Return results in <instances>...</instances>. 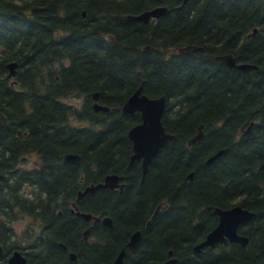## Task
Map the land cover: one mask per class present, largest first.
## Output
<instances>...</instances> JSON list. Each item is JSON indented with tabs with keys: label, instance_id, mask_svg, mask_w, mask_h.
<instances>
[{
	"label": "trees",
	"instance_id": "1",
	"mask_svg": "<svg viewBox=\"0 0 264 264\" xmlns=\"http://www.w3.org/2000/svg\"><path fill=\"white\" fill-rule=\"evenodd\" d=\"M157 6L169 12L148 23L123 17ZM187 45L202 51L178 52ZM223 54L257 68L228 67L216 59ZM142 80L148 97H165L162 122L174 137L141 182L127 137L141 115L121 107ZM93 92L109 111L93 109ZM0 117L1 264L31 244L28 264H110L138 229L125 264H161L169 250L176 264H264V0H0ZM200 124L204 135L190 149ZM64 153L79 159L63 164ZM32 155L35 166L24 167ZM108 174L122 176V192L98 189L77 203L112 225L94 223L83 239L88 223L71 216L69 202ZM160 202L168 207L144 229ZM235 205L254 212L238 227L246 246L196 252L218 223L214 209ZM46 215L47 237L10 228Z\"/></svg>",
	"mask_w": 264,
	"mask_h": 264
},
{
	"label": "water",
	"instance_id": "2",
	"mask_svg": "<svg viewBox=\"0 0 264 264\" xmlns=\"http://www.w3.org/2000/svg\"><path fill=\"white\" fill-rule=\"evenodd\" d=\"M169 12V8L165 6H157L151 9H147L138 14H127L124 19L128 21H134L139 23H148L152 18H159ZM85 16V12L82 13ZM256 28L249 35L255 34ZM108 39L115 43L116 40L112 35H108ZM190 49L202 50L201 47L195 45H187L178 49L179 52L187 51ZM216 59L222 64L235 68L241 71H248L250 69L257 68L254 64L248 63H237L236 58L232 54H223L216 56ZM18 63L16 61L9 62L7 68L9 70L8 76L12 77L17 72ZM145 81H141L135 92L127 98V100L122 105V112L125 114H133L134 112H139L141 115V122L132 126L128 132L127 137L132 142V155L130 156L131 164L133 161H141V182L144 179L145 173L147 171L150 161L159 153V151L166 145V143L173 138V135L165 131L162 116L165 109V97L160 96L157 98H150L145 93H143V86ZM99 92H94L92 98L94 100L92 106L93 109L98 111H109V107L100 104L98 100ZM252 122L249 124L247 131L250 129ZM2 126V120L0 117V127ZM203 124L197 127V133L188 140V145L193 148L198 140L203 137ZM223 150L218 151L213 156H211L207 162H211L217 157ZM79 159V155L76 153H64L61 155V160L63 164H71ZM192 174L188 175L191 178ZM122 176L117 174H108L104 177L102 182L96 184H90L85 186L83 189L77 192V197L75 201H72L73 212L77 216L82 217L85 221H92L93 223L101 221L105 226H111L112 221L109 217L95 216L92 213L81 212L76 205V201L80 200L87 194L93 193L98 189H115L118 188L120 191L123 190L124 184L120 182ZM167 207V205H162L159 203L151 214L150 218L146 222V227L157 218L162 211ZM214 213L218 216L217 225L206 235L205 239L194 246L196 252L201 251L204 247H209L213 249L219 243H226L228 240L235 242L240 246H246L248 238L246 236L240 235L237 232V228L249 221L253 216L254 212L243 208L241 205H235L228 209L215 208ZM89 232L87 228L83 232V237L85 238ZM141 237V230H137L132 233L130 240L127 242V247L130 250H134L138 245ZM126 250L122 248L114 261L110 264H125ZM173 251H168L169 259L165 260L161 264H176L177 259L172 256ZM2 256V248L0 246V257ZM72 259H75V254L70 253ZM7 264H28L27 258L20 250H15L12 255L9 256Z\"/></svg>",
	"mask_w": 264,
	"mask_h": 264
},
{
	"label": "flooded vegetation",
	"instance_id": "3",
	"mask_svg": "<svg viewBox=\"0 0 264 264\" xmlns=\"http://www.w3.org/2000/svg\"><path fill=\"white\" fill-rule=\"evenodd\" d=\"M146 49H148L149 48V46H146L145 47ZM202 51V50H201ZM143 81V80H142ZM141 83V82H140ZM144 87V86H143ZM144 93V92H143ZM98 98H99V96H98ZM92 100H93V98H92ZM98 101V100H97ZM93 102H94V100H93ZM99 102V101H98ZM103 105V104H102ZM165 108H166V99H165ZM164 111H165V109H164ZM135 113V112H134ZM187 145H188V141H187ZM190 147V146H189ZM33 156V155H32ZM31 157V156H30ZM29 157H27V159H28ZM26 157L25 158H21V161L22 162H25L26 160ZM153 160V159H152ZM151 160V161H152ZM135 161H137V160H135ZM151 161H150V163H151ZM130 162V161H129ZM134 162V161H133ZM132 162V163H133ZM131 163V164H132ZM149 163V164H150ZM140 164H141V161H140ZM149 166V165H148ZM148 169V168H147ZM141 171H142V169H141ZM141 175H142V173H141ZM141 178H142V176H141ZM121 180H122V178H121ZM121 180H120V182H121ZM99 183V182H98ZM122 183V182H121ZM109 189V188H108ZM115 189H118V188H115ZM115 189H113V190H115ZM110 190H112V189H110ZM119 190V189H118ZM120 191V190H119ZM123 191V190H122ZM122 191H120V192H122ZM78 201H76V205L78 206V203H77ZM72 200L69 202V208H68V210H69V213L71 214V216L73 217V218H75V217H78V218H81L82 220H84L82 217H80V216H77L76 214H75V212H73V207H72ZM162 205H164L162 202H160ZM78 208H79V206H78ZM79 210H80V208H79ZM81 211V210H80ZM81 212H84V211H81ZM91 213V212H90ZM93 214V213H92ZM57 215L59 216V215H61V212L60 211H58L57 212ZM93 215H95V214H93ZM75 216V217H74ZM27 218L28 219H30V227H29V229H28V231L26 230V231H24V233H26L27 235H29V237L28 238H36V237H38L39 235H41V233L42 234H44V236L45 237H47L48 236V233H52V231L50 230V226L51 225H48L47 223H48V221L50 220H47V221H44V219L46 220L47 218H49L47 215L46 216H44L43 217V221L41 222V218H38V217H36V218H33V217H31V216H27ZM102 218V217H101ZM110 218V217H109ZM112 221V220H111ZM148 221V220H147ZM153 221V220H152ZM7 222H8V220H7ZM12 222L13 221H10L9 223H10V228L12 229V231H13V227H12ZM84 222H86V224L88 223V227L90 228L94 223L92 222V221H85L84 220ZM99 222H101V221H99ZM97 223V222H96ZM102 223V222H101ZM152 223V222H151ZM150 223V224H151ZM75 225H74V227H73V229L75 230L76 229V227L78 228V225L76 224V223H74ZM149 224V225H150ZM149 225L146 227V224H145V226H144V229H147L148 227H149ZM139 230V229H138ZM141 230V229H140ZM78 231V230H77ZM137 231V230H136ZM135 232V231H134ZM237 232H238V228H237ZM133 233V232H132ZM132 233L130 234V236H129V239L126 241V243H125V246L123 247V248H125V250L127 251H130V252H133V251H136L137 249H138V246H139V243H140V241H141V238H142V230H141V237H140V241H139V243H138V245L136 246V248L134 249V250H130L128 247H127V242L130 240V237H131V235H132ZM13 234H14V232H13ZM238 234H239V232H238ZM15 235V234H14ZM83 235V234H82ZM241 235V234H240ZM87 238V237H86ZM83 239H85V238H83ZM205 239V238H204ZM203 239V240H204ZM80 240H82V239H80L79 238V241L78 242H80ZM229 242H231V241H227L226 243H224V245H226V244H228ZM32 243V242H31ZM30 243V244H31ZM200 243V242H199ZM231 243H235V242H231ZM198 244V243H197ZM197 244H195V245H197ZM220 244H223V243H220ZM194 245V246H195ZM219 245V244H218ZM28 249H26V250H21V252L25 255V257L27 258V256H26V254L25 253H28L29 251H31L30 250V248L32 249V251H33V248H35L32 244H31V246L29 245L28 247H27ZM15 250H17V249H15ZM15 250H13L12 251V253L15 251ZM35 250V249H34ZM26 251V252H25ZM4 251H3V247H2V256L0 257V264H1V262H2V259H3V257H4V253H3ZM12 253L11 254H9L4 260H3V262H4V264H7V260H8V258H9V256L10 255H12ZM70 253H74L72 250H68V252H67V255H68V257L71 259V260H75V259H72L71 258V256H70ZM75 254V253H74ZM173 254H174V252H173ZM125 255H126V253H125ZM173 257H174V255H172ZM167 259H169V256H167ZM166 259V260H167ZM28 261V260H27ZM125 262V261H124ZM164 262V261H163Z\"/></svg>",
	"mask_w": 264,
	"mask_h": 264
},
{
	"label": "rangeland",
	"instance_id": "4",
	"mask_svg": "<svg viewBox=\"0 0 264 264\" xmlns=\"http://www.w3.org/2000/svg\"><path fill=\"white\" fill-rule=\"evenodd\" d=\"M66 102L71 104L79 105L78 99L69 98L66 100ZM26 161L23 162V166L27 168H32L35 166V156H29V158L25 159ZM30 219L27 218V216H23L21 218H18L12 222L13 232L16 236H19V238L24 237L26 233L24 231H28L30 227Z\"/></svg>",
	"mask_w": 264,
	"mask_h": 264
}]
</instances>
